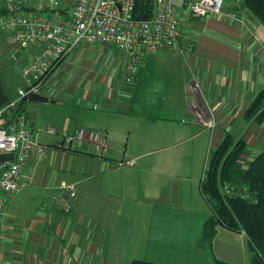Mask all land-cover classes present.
Here are the masks:
<instances>
[{
    "label": "crops",
    "instance_id": "0c3cea01",
    "mask_svg": "<svg viewBox=\"0 0 264 264\" xmlns=\"http://www.w3.org/2000/svg\"><path fill=\"white\" fill-rule=\"evenodd\" d=\"M74 2L26 0L30 9L49 8L66 17ZM229 10L246 27L224 16L199 23L181 12L180 48L143 61L130 85L124 83L122 52L99 45L92 54L81 44L54 70L68 63L59 92L65 99L46 91L54 100L48 104L61 109L21 104L34 129L53 127L69 135L80 128L102 131L106 148L100 157L66 153L55 147L58 134H38L47 152L32 155L29 185L5 207L0 259L9 264L249 263L243 232L218 226L211 249L201 241L211 215L200 190L209 148L226 133L243 140L246 149L234 167L239 172L264 151V118L244 119L264 92V26L243 8ZM34 51L0 33V86L6 97L2 66L21 74ZM99 112L116 118L98 123ZM124 118L135 124L131 133ZM127 160L135 163L118 165ZM63 186L76 194L67 211Z\"/></svg>",
    "mask_w": 264,
    "mask_h": 264
},
{
    "label": "built area",
    "instance_id": "2783aa9c",
    "mask_svg": "<svg viewBox=\"0 0 264 264\" xmlns=\"http://www.w3.org/2000/svg\"><path fill=\"white\" fill-rule=\"evenodd\" d=\"M136 2L75 0L66 17L49 8L30 9L26 0H0V33L9 34L21 48L35 47L30 61L21 68L24 87L17 90V99L0 107V154H13L11 161L0 163V223L6 222L8 201L30 183L32 155L44 157L47 152L37 140L39 133L58 134L55 147L66 153L76 150L100 157L106 148L102 131L80 128L75 135H69L58 133L53 127L34 129L27 114L17 113L21 99L45 95L42 89L52 72L81 44L97 43L122 52L126 62L124 83L130 85L136 81L143 61L160 50L180 48L181 12L186 11L199 23L211 16H224L246 27L229 10L240 9L242 0H151L149 13L136 12ZM138 14H144L146 19H138ZM191 46L189 42L188 47ZM134 163L130 160L118 165ZM62 190L67 211L76 194L72 188L63 186ZM225 192L248 198L245 189L234 191L228 186ZM0 264L9 263L0 259Z\"/></svg>",
    "mask_w": 264,
    "mask_h": 264
},
{
    "label": "trees",
    "instance_id": "16d2710c",
    "mask_svg": "<svg viewBox=\"0 0 264 264\" xmlns=\"http://www.w3.org/2000/svg\"><path fill=\"white\" fill-rule=\"evenodd\" d=\"M151 0H137L136 12H148ZM240 8L247 10L264 26V0H242ZM23 99L17 105L22 110ZM264 118V92L247 110L245 121L260 122ZM243 140L226 133L220 144L210 149V155L200 182V190L211 208L201 241L211 249L218 226L243 232L247 239L249 263L264 264V151L249 161L245 172L234 169L246 149ZM234 191L245 189L248 198L228 195L226 187ZM130 264H166L134 260ZM215 264H235L215 259Z\"/></svg>",
    "mask_w": 264,
    "mask_h": 264
},
{
    "label": "rangeland",
    "instance_id": "374dc122",
    "mask_svg": "<svg viewBox=\"0 0 264 264\" xmlns=\"http://www.w3.org/2000/svg\"><path fill=\"white\" fill-rule=\"evenodd\" d=\"M225 8L227 9V7H225ZM95 46H99V45L97 43L88 44V47H91L90 51L89 50L88 51L91 52L92 54H94L95 53L94 52ZM88 51H86V53ZM114 51L115 50H110L111 53H113ZM67 65H68V63L66 62L64 64V66H62L61 68L54 71V73L49 78L48 82L44 84L43 89H42V93H44L47 97H50L46 94V91L49 90V91H53V96L59 97V99H62V100L65 99L64 97H65L66 93L61 94L59 92H63V91H61V88L63 86V83H65V81H66L65 78L67 77V73L65 72V68ZM61 70H63V73L61 72ZM2 72L6 75L7 80H8L7 84H4V82H3V86L5 87L6 92H7L8 100L14 101L15 99H17V90L24 87V83L22 81V77H21V74L19 72V69L14 68V66H10L9 64H4L2 66ZM125 77H124V79H125ZM0 78L2 79V81L4 80V77L0 76ZM54 80L56 82L51 85L50 82L54 81ZM55 99H58V98H55ZM42 104H43V105H41L42 107L46 106V105H50L49 107L51 109H54V108L61 109L59 104H56V105H51L48 103H42ZM30 109H31V106L29 105L27 107L28 112ZM106 114L107 113L99 112V114L97 115L98 123H107V122L111 121L110 118H116L113 115H109V114L106 115ZM124 119L127 120V122H125V125L128 124V130L131 133L133 131V127H134L133 125H135V124H134L133 120H131V118H124ZM92 129H94V128H92ZM106 136H107V134H106ZM118 146H119V143L115 142V147H118ZM121 150H122V145H121ZM208 155H210V148L208 150ZM119 160H120V157H119ZM127 161H129V160H127ZM210 214H211V208H210Z\"/></svg>",
    "mask_w": 264,
    "mask_h": 264
},
{
    "label": "water",
    "instance_id": "95a60500",
    "mask_svg": "<svg viewBox=\"0 0 264 264\" xmlns=\"http://www.w3.org/2000/svg\"><path fill=\"white\" fill-rule=\"evenodd\" d=\"M137 18L146 19V16L144 14H138ZM23 100L31 102V103H37V104L54 103V100L42 94H33V95L28 96L27 98H23ZM7 101H8V98L6 97L4 91L2 90L0 86V107L3 106ZM12 159H13L12 153L0 154V163L4 161H11Z\"/></svg>",
    "mask_w": 264,
    "mask_h": 264
}]
</instances>
